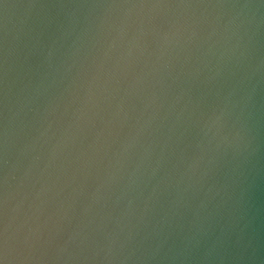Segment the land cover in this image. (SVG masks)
Wrapping results in <instances>:
<instances>
[{
  "label": "water",
  "instance_id": "1",
  "mask_svg": "<svg viewBox=\"0 0 264 264\" xmlns=\"http://www.w3.org/2000/svg\"><path fill=\"white\" fill-rule=\"evenodd\" d=\"M0 264H264V0H0Z\"/></svg>",
  "mask_w": 264,
  "mask_h": 264
}]
</instances>
